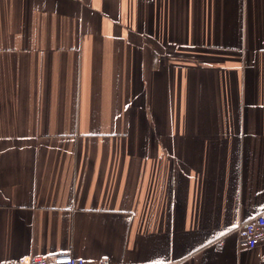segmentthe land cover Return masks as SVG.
<instances>
[{
    "label": "crops",
    "instance_id": "crops-1",
    "mask_svg": "<svg viewBox=\"0 0 264 264\" xmlns=\"http://www.w3.org/2000/svg\"><path fill=\"white\" fill-rule=\"evenodd\" d=\"M262 211L264 0H0V261L264 264Z\"/></svg>",
    "mask_w": 264,
    "mask_h": 264
},
{
    "label": "built area",
    "instance_id": "built-area-1",
    "mask_svg": "<svg viewBox=\"0 0 264 264\" xmlns=\"http://www.w3.org/2000/svg\"><path fill=\"white\" fill-rule=\"evenodd\" d=\"M238 242L241 248H254L264 242V211L241 222L236 228ZM223 240L218 242L223 245ZM0 264H87L86 261L76 256L71 250L61 251L40 256H24L15 260H3ZM96 264H112L108 258H103ZM130 264V263H126ZM169 264V263H150Z\"/></svg>",
    "mask_w": 264,
    "mask_h": 264
}]
</instances>
